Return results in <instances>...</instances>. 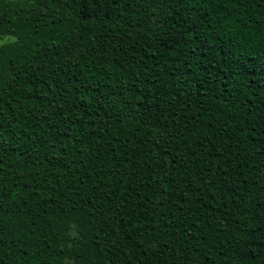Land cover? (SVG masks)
<instances>
[{
	"label": "trees",
	"instance_id": "obj_1",
	"mask_svg": "<svg viewBox=\"0 0 264 264\" xmlns=\"http://www.w3.org/2000/svg\"><path fill=\"white\" fill-rule=\"evenodd\" d=\"M0 264H264V0H0Z\"/></svg>",
	"mask_w": 264,
	"mask_h": 264
},
{
	"label": "rangeland",
	"instance_id": "obj_2",
	"mask_svg": "<svg viewBox=\"0 0 264 264\" xmlns=\"http://www.w3.org/2000/svg\"><path fill=\"white\" fill-rule=\"evenodd\" d=\"M6 40H7V38H3L2 37V38H0V43L3 42V41H6Z\"/></svg>",
	"mask_w": 264,
	"mask_h": 264
}]
</instances>
